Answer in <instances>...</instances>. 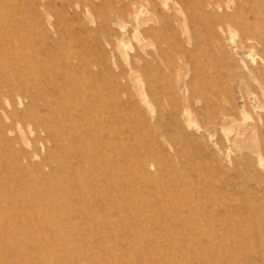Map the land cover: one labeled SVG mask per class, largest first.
I'll use <instances>...</instances> for the list:
<instances>
[{"label":"rangeland","instance_id":"rangeland-1","mask_svg":"<svg viewBox=\"0 0 264 264\" xmlns=\"http://www.w3.org/2000/svg\"><path fill=\"white\" fill-rule=\"evenodd\" d=\"M214 1L0 0V264H264V0Z\"/></svg>","mask_w":264,"mask_h":264},{"label":"bare ground","instance_id":"bare-ground-1","mask_svg":"<svg viewBox=\"0 0 264 264\" xmlns=\"http://www.w3.org/2000/svg\"><path fill=\"white\" fill-rule=\"evenodd\" d=\"M213 1H214V0H213ZM214 3H217V1H216V2L214 1ZM0 77H1V76H0ZM244 87H245V86H244ZM226 95H227V94H226ZM244 99H245V98H244ZM244 103H245V102H244ZM247 105H248V104H247ZM191 201H192V200H191ZM18 204H19V203H18ZM185 211H186V210H185ZM185 211H184V212H185ZM17 228H18V227H17ZM25 233H26V232H25ZM153 239H154V238H153ZM158 239H159V238H158ZM37 247H38V246H37ZM63 247H64V246H63ZM27 248H28V247H27ZM38 249H39V248H38ZM24 250H25V249H24ZM23 252H24V251H23ZM11 253H12V252H11ZM17 253H18V252H17ZM8 254H9V253H8ZM5 255H6V254H5ZM19 256H20V255H19ZM19 258H20V257H19ZM99 259H100V258H99ZM22 260H23V259H22ZM211 260H212V259H211Z\"/></svg>","mask_w":264,"mask_h":264}]
</instances>
